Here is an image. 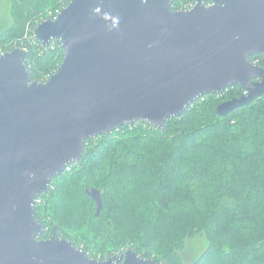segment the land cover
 Wrapping results in <instances>:
<instances>
[{"label": "water", "instance_id": "95a60500", "mask_svg": "<svg viewBox=\"0 0 264 264\" xmlns=\"http://www.w3.org/2000/svg\"><path fill=\"white\" fill-rule=\"evenodd\" d=\"M72 0L34 29L65 57L47 82L32 81L27 50L0 56V264H160L128 249L108 260L46 227L35 207L53 177L79 161L87 141L125 125L164 129L208 94L239 86L226 116L264 96V0ZM88 194L103 210L101 193Z\"/></svg>", "mask_w": 264, "mask_h": 264}, {"label": "trees", "instance_id": "16d2710c", "mask_svg": "<svg viewBox=\"0 0 264 264\" xmlns=\"http://www.w3.org/2000/svg\"><path fill=\"white\" fill-rule=\"evenodd\" d=\"M71 1L9 0L12 23L5 29L0 18V55L24 48L32 81L47 82L65 51L59 40L43 46L34 29ZM196 2L173 0L172 10ZM251 62L264 67V56L257 54ZM244 94L235 86L205 95L182 115L167 120L164 129L142 121L87 141L82 158L53 177L50 191L38 199L36 218L46 227L41 238L55 231L91 258L102 260L131 244L139 256L160 264H186V241L206 235L208 249L193 264H212L213 259L220 264L222 259L264 264V96L229 115L217 112L221 103ZM93 189L101 193L100 216L88 194ZM135 192L155 200L150 207L156 219L148 223L151 232L141 226V203L134 206L130 201ZM85 205L90 217L78 226L74 213ZM183 214L203 216L209 225L186 223L179 231L174 218ZM227 221L228 229L235 230L232 234L219 230Z\"/></svg>", "mask_w": 264, "mask_h": 264}, {"label": "rangeland", "instance_id": "374dc122", "mask_svg": "<svg viewBox=\"0 0 264 264\" xmlns=\"http://www.w3.org/2000/svg\"><path fill=\"white\" fill-rule=\"evenodd\" d=\"M8 1L9 0H3V2L0 4V18L3 21L5 29L8 28L9 26H11L10 24L12 23V18H11L10 11H9ZM192 157H194V154L192 155ZM153 187L155 189H157L158 185L155 184V185H153ZM143 191H145V193L148 194L147 190H143ZM139 193L140 192L133 193L131 198H130V201L134 206H136L139 202L141 203L139 206V210L141 211V218H140L141 226L143 228H146V229L150 228V232H151L153 227H149L148 223H151V222L154 223L156 221V219L153 215V212L150 210V207L153 205L155 200H150V198L145 196V195L140 197ZM74 214L79 219V223H77L78 226L85 224V223H88V219L90 217L88 205L82 206L79 210H76ZM204 219L205 218L203 216H194V217L188 216V217H186L183 214V216H179V217L174 218V221L179 223V231H180L182 226L186 223H188V224L197 223V224H208L209 225L208 220H204ZM215 220H218V219H215ZM248 221H250L249 218H248ZM210 226H212V225H210ZM229 227H230V223H229V221H227L226 226L224 228H220L219 230L225 229L227 232L232 234L235 230L234 229L229 230L228 229ZM181 235L182 234H179V237ZM212 235L215 238L218 237V233H217L216 229H214L212 231ZM224 244H225V241L223 242V245ZM129 245H131V244H129ZM129 245H127L126 247H123L122 249H125V251L128 249H132L129 247ZM208 246H209V242H208L206 235L197 236L194 239H188L186 241V249L182 253V257H183L184 262L186 264H193L196 260H198L201 257V255L203 253H205V251L208 249ZM122 249L115 252L114 256H121L122 254L120 252ZM98 253H100V252H98ZM102 254L103 253H101V255ZM114 256H112V257H114ZM95 259H97V258H95ZM98 260H102V259L99 258ZM221 262H222V264H231V262L227 259H222ZM212 264H220V262H218L216 259H213Z\"/></svg>", "mask_w": 264, "mask_h": 264}, {"label": "built area", "instance_id": "2783aa9c", "mask_svg": "<svg viewBox=\"0 0 264 264\" xmlns=\"http://www.w3.org/2000/svg\"><path fill=\"white\" fill-rule=\"evenodd\" d=\"M195 5H196V4H195ZM195 5H194V6H190L189 8L184 9V10H191V9H193V8L195 7ZM60 13H61V12L57 13L56 16H53V17L50 18V19H54V20H55V19L57 18V16H58ZM0 56H2V55H0ZM255 64H256V63H255ZM68 170H69V168H68ZM126 251H127V250H126ZM126 251H125V249H122L120 253H121V254H124Z\"/></svg>", "mask_w": 264, "mask_h": 264}, {"label": "flooded vegetation", "instance_id": "af4514ba", "mask_svg": "<svg viewBox=\"0 0 264 264\" xmlns=\"http://www.w3.org/2000/svg\"><path fill=\"white\" fill-rule=\"evenodd\" d=\"M262 67V66H261ZM262 68H264V67H262ZM53 237V235L51 236V237H49V238H40L41 240H48V239H51Z\"/></svg>", "mask_w": 264, "mask_h": 264}]
</instances>
